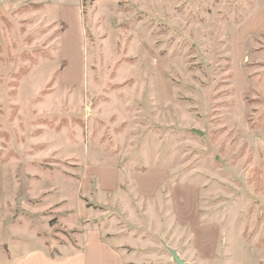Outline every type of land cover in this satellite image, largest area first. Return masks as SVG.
<instances>
[{
    "label": "rangeland",
    "instance_id": "obj_1",
    "mask_svg": "<svg viewBox=\"0 0 264 264\" xmlns=\"http://www.w3.org/2000/svg\"><path fill=\"white\" fill-rule=\"evenodd\" d=\"M0 164V264L65 259L84 220L132 264H264V0H0ZM154 167L140 196L126 174ZM171 181L197 187L196 241Z\"/></svg>",
    "mask_w": 264,
    "mask_h": 264
},
{
    "label": "crops",
    "instance_id": "obj_2",
    "mask_svg": "<svg viewBox=\"0 0 264 264\" xmlns=\"http://www.w3.org/2000/svg\"><path fill=\"white\" fill-rule=\"evenodd\" d=\"M69 7V6H67ZM75 7V12L77 7ZM63 20L66 21L65 16H62ZM69 30L65 31L67 35ZM65 48V45H64ZM69 66L64 69V75L67 76V70ZM67 78L65 77L64 80ZM4 168L0 164V218L3 213V207L7 199L5 197V183H4ZM88 174L91 177H95L98 184V189L101 194L111 195L116 193L120 185L122 184V175L124 174L123 170L117 166H97L94 165ZM88 175V176H89ZM86 177V176H85ZM82 180V185L85 187L88 186L89 181L86 178ZM168 171L161 167H154L145 170L132 169L126 174V181L132 188V190L139 194L140 196L153 197L156 196L160 188L168 179ZM197 187L188 188L178 182L171 181L169 184V195L172 203V208L178 219L179 223L183 221L182 225L189 227L194 233V241L198 240L197 229H196V212L197 207L193 203L191 207L188 208V216L183 213L185 217L181 218L180 214V202L181 200L189 201L190 196L192 199H195ZM80 208V217L88 215V209L86 206L81 205ZM182 213V211H181ZM192 214V216H191ZM87 220H84V225L80 230L81 237V247L76 252L67 256L63 260H56L49 256V254L44 249H29L25 253L20 252L19 249L15 246L13 250L17 251L15 255L10 253V257L5 264H132V260L128 258V254L123 248L124 246L114 243L105 232L98 226L90 227ZM181 224V223H180ZM4 229V228H3ZM1 232V230H0ZM4 237V232L1 234ZM210 242H212L210 238ZM12 247H10L11 249ZM203 256H212V253H208L202 248H197ZM23 253V254H22Z\"/></svg>",
    "mask_w": 264,
    "mask_h": 264
},
{
    "label": "water",
    "instance_id": "obj_3",
    "mask_svg": "<svg viewBox=\"0 0 264 264\" xmlns=\"http://www.w3.org/2000/svg\"><path fill=\"white\" fill-rule=\"evenodd\" d=\"M172 254L177 264H187L175 251L172 250Z\"/></svg>",
    "mask_w": 264,
    "mask_h": 264
}]
</instances>
